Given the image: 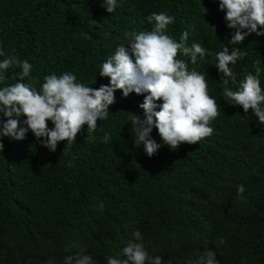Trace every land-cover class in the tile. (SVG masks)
I'll use <instances>...</instances> for the list:
<instances>
[{
  "label": "trees",
  "instance_id": "16d2710c",
  "mask_svg": "<svg viewBox=\"0 0 264 264\" xmlns=\"http://www.w3.org/2000/svg\"><path fill=\"white\" fill-rule=\"evenodd\" d=\"M161 11L175 17L167 34L179 41L187 30L189 46L215 53L231 38L219 0H117L113 13L103 0H0V47L32 64L38 90L45 76L65 72L98 88L110 79L99 76L102 63L129 45L125 32L150 31L147 16ZM235 47L248 53L233 67L238 81L259 59L264 88V36L253 33ZM215 62L213 55L188 61L189 70L205 74L220 112L214 133L197 144L163 145L149 157L143 144L134 145L129 120L133 113L144 118V96L121 90L108 118L92 133L84 125L65 151L67 141L52 152L31 131L23 140L4 137L0 264H64L81 250L92 264H107L136 231L162 264H198L208 250L216 264H264V124L225 101ZM19 71L8 70V84ZM152 137L162 143L155 128ZM11 239L26 241L25 250L13 252Z\"/></svg>",
  "mask_w": 264,
  "mask_h": 264
},
{
  "label": "clouds",
  "instance_id": "9594fccd",
  "mask_svg": "<svg viewBox=\"0 0 264 264\" xmlns=\"http://www.w3.org/2000/svg\"><path fill=\"white\" fill-rule=\"evenodd\" d=\"M103 6L113 13L117 0H103ZM219 9L225 12L226 25L233 30L223 50L213 53L196 42L189 46L187 30L177 41L167 34L175 17L166 11L152 12L147 16L151 30L126 31L129 45L121 44L102 63L99 76L110 79L108 84L98 88L77 82L75 74L65 72L45 76L38 90L37 80L31 75L32 64L27 59L21 60L14 49L12 54H7L0 47V56L5 57L0 61V85H4L0 87V151H4V137L23 140L29 131L52 152L59 142L67 141L65 151L77 141L84 125L87 132L92 133L98 121L108 118L110 106L116 103L117 90H121L124 97L133 92L144 96L139 105L144 118L133 113L129 120L134 145L139 148L143 144L149 157L163 145L176 150L184 143L197 144L214 133L211 124L220 115L216 99L209 95L205 74L188 68V61L194 65L198 57L204 59L206 55L215 57L225 101L242 106L246 113L251 109L258 122L264 124L260 60L253 61L255 72H248L239 81L233 71L237 61L248 55L235 46L243 44L253 33L264 36V0H219ZM93 23L97 25V21ZM229 45L233 46L231 51ZM181 55L188 61L179 59ZM12 68L21 71L12 77L16 82L8 84L6 73ZM24 117L26 119H22ZM49 121L53 127H49ZM153 128L158 130L162 143L152 137ZM102 140L107 143L110 134L105 133ZM244 191L243 184L237 185V195L242 196ZM133 236L120 256L106 257L107 264H162V257L149 255L140 231ZM25 242L11 239L10 249L20 254L25 250ZM82 253L83 250L75 256H67L64 264H92V257ZM198 264H216L215 253L206 251Z\"/></svg>",
  "mask_w": 264,
  "mask_h": 264
}]
</instances>
